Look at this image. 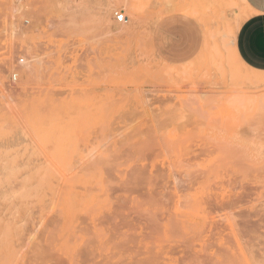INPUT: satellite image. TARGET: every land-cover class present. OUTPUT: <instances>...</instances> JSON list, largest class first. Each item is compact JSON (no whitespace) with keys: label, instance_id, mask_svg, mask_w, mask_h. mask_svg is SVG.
I'll return each instance as SVG.
<instances>
[{"label":"rangeland","instance_id":"obj_1","mask_svg":"<svg viewBox=\"0 0 264 264\" xmlns=\"http://www.w3.org/2000/svg\"><path fill=\"white\" fill-rule=\"evenodd\" d=\"M247 16L241 0H0V264H264Z\"/></svg>","mask_w":264,"mask_h":264},{"label":"crops","instance_id":"obj_2","mask_svg":"<svg viewBox=\"0 0 264 264\" xmlns=\"http://www.w3.org/2000/svg\"><path fill=\"white\" fill-rule=\"evenodd\" d=\"M248 16L235 36L239 57L249 67L264 71V0H245Z\"/></svg>","mask_w":264,"mask_h":264},{"label":"bare ground","instance_id":"obj_3","mask_svg":"<svg viewBox=\"0 0 264 264\" xmlns=\"http://www.w3.org/2000/svg\"><path fill=\"white\" fill-rule=\"evenodd\" d=\"M241 1H242V3L245 5V0H241ZM125 5H126V4H125ZM187 6H189V5H187ZM245 6H246V5H245ZM111 7H112V6H111ZM131 8H133V7H131ZM162 9H163V8H162ZM166 9H167V8H166ZM122 10H124V12H126V14H127L128 16H133V15L137 14V13H134V10H135V9H134V10H130L129 8L127 9V8L123 7ZM129 10H130V11H129ZM167 10H168V9H167ZM170 10H171V9H170ZM186 10H187V9H186ZM114 11L116 12L115 9H114ZM174 11H175V9H174ZM192 11H193V10H192ZM124 12H123V13H124ZM189 13H190V12H189ZM197 13H199V12H197ZM124 14H125V13H124ZM126 14H125V15H126ZM194 15H195V14H194ZM107 16H108V15H107ZM70 17H71V16H70ZM73 17H74V16H73ZM138 17H139V16H138ZM108 18H109V17H108ZM139 18H140V17H139ZM104 19H105V18H104ZM70 20H71V19H70ZM73 20H74V19H73ZM73 20H72V21H73ZM67 21H68V19H67ZM126 21H127V20H126ZM65 22H66V20H65ZM124 25H125V24H124ZM129 25H130V24H129ZM70 27H71V26H70ZM120 27H121V26H120ZM126 27H127V26H126ZM129 27H130V26H129ZM67 28H68V27H67ZM124 28H125V27H124ZM130 28H131V27H130ZM119 29H120V28H119ZM121 29H122V28H121ZM122 30H123V29H122ZM122 30H121V31H122ZM125 31H126V30H125ZM128 31H129V30H128ZM121 33H122V32H121ZM125 33H128V32H125ZM129 33H131V32H129ZM123 34H124V33H123ZM206 48H207V47H206ZM239 60H240V59H239ZM240 61H241V60H240ZM242 64H243V63H242ZM244 64H245V63H244ZM26 65L29 66L30 64H26ZM26 65H25V66H26ZM28 66H27V68H28ZM175 66H176V65H175ZM166 68H167V67H166ZM175 68H176V67H175ZM31 69H32V68H31ZM170 69H171V68H170ZM27 71H29V68H28ZM259 71H261V70H259ZM30 72H31V70H30ZM168 72H169V70H168ZM161 76H162V75H161ZM171 78H172V77H171ZM249 79H250L249 81H250L252 84H256V85H258V84L264 83V77H262V76L259 77V78H249ZM130 117H131V116H130ZM133 118H134V117H133ZM133 118H132V119H133ZM137 118H138V117H137ZM132 119H131V120H132ZM136 124H137V123H136ZM146 126H147V125H146ZM152 126H153V125H152ZM130 128H131V127H130ZM130 128H129V129H130ZM150 128H151V127H150ZM145 130H146V129H145ZM125 131H126V130H125ZM150 132H151V131H149V133H150ZM126 133H127V131H126ZM128 133H129V132H128ZM125 135H126V134H125ZM130 136H131V135H130ZM133 137H134V136H133ZM137 138H138V137H137ZM135 139H136V138H135ZM123 140H124V139H123ZM131 140H132V139H131ZM144 140H145V139H144ZM129 142H130V141H129ZM121 143H122V142H121ZM124 143H126V142H124ZM122 145H123V144H122ZM101 161H102V160H101ZM101 161H100V162H101ZM100 162H99V163H100ZM91 163H92V162H91ZM91 163H90V164H91ZM93 164H94V163H93ZM95 164H96V163H95ZM91 165H92V164H91ZM150 174H151V173H150ZM143 175H145V174L143 173ZM149 178H150V177H149ZM151 179H153V176L151 177ZM151 179H150V180H151ZM155 179H156V178H155ZM135 180H136V179H135ZM136 182H137V180H136ZM138 183H140V182H138ZM132 184H133V183H132ZM132 184H131V185H132ZM142 185H143V184H142ZM150 185H151V184H150ZM132 186H134V184H133ZM138 186H139V185H136V187H138ZM145 186H146V185H145ZM134 187H135V186H134ZM140 187H141V186H140ZM151 187H152V186H151ZM130 188H131V187H130ZM149 188H150V186H149ZM149 188H148V189H149ZM153 188H154V186L151 188V191H153ZM126 189H127V188H126ZM154 189H155V188H154ZM127 190H128V191H129V190L131 191V189H129V188H128ZM132 190H137V188L132 189ZM123 192H124V191H123ZM126 192H127V191H126ZM126 197H127V196H126ZM130 200H131V199H130ZM138 203L140 204L141 202H138ZM231 204H232V203H231ZM133 206H134V205H133ZM133 206H132V207H133ZM132 207H131V208H132ZM134 208H135V207H134ZM134 208H133V209H134ZM147 208H148V207H147ZM133 209H132V210H133ZM146 210H147V209H145L144 211H146ZM144 211H143V212H144ZM135 212H137V211H135ZM149 212H151V211H149ZM138 213H141V212L138 211ZM145 214H146V212H145ZM127 216H128V215H127ZM140 217H141V216H140ZM142 217H143V216H142ZM186 217H187V216H186ZM114 219H115V218H114ZM227 219H229V218H227ZM165 220H166V219H165ZM171 220H172V219H171ZM161 221H162V220H161ZM171 222H172V221H171ZM176 224H178V223H176ZM231 225H232V224H231ZM160 226H161V225H160ZM170 227H171V226H170ZM209 231H210V230H209ZM148 232H149V231H148ZM153 233H154V232H153ZM219 233H220V231H219ZM146 237H147V236H146ZM146 237H145V238H146ZM125 239H126V238H125ZM135 239H136V237H135ZM141 239H142V238H141ZM133 240H134V238H133ZM136 241H137V240H136ZM136 241H135V242H136ZM125 243H126V241H125ZM206 244H207V243H206ZM178 247H179V246H178ZM175 248H176V247H175ZM241 248H242V247H241ZM183 249H185V248H183ZM134 250H135V249H134ZM138 250H139V249H138ZM135 251H136V250H135ZM139 251H140V250H139ZM184 251H185V250H184ZM177 252H178V251H177ZM124 254H125V253H124ZM196 255H197V254H196ZM197 256H198V255H197ZM133 258H134V257H133ZM185 258H186V257H185ZM197 258L199 259V257H197ZM192 260H193V259H192ZM194 261H195V260H194Z\"/></svg>","mask_w":264,"mask_h":264},{"label":"built area","instance_id":"obj_4","mask_svg":"<svg viewBox=\"0 0 264 264\" xmlns=\"http://www.w3.org/2000/svg\"><path fill=\"white\" fill-rule=\"evenodd\" d=\"M115 15H116L117 21L119 22H124L127 19L126 15L123 12L118 11ZM17 77H18V74L17 72H15L13 74V80H17Z\"/></svg>","mask_w":264,"mask_h":264}]
</instances>
